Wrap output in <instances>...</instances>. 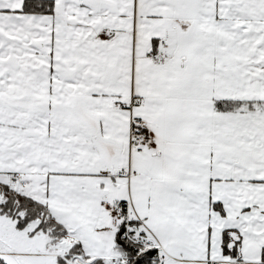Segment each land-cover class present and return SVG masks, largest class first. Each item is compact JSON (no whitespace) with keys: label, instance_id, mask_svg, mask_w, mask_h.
I'll return each instance as SVG.
<instances>
[{"label":"snow or ice","instance_id":"6c2138e0","mask_svg":"<svg viewBox=\"0 0 264 264\" xmlns=\"http://www.w3.org/2000/svg\"><path fill=\"white\" fill-rule=\"evenodd\" d=\"M0 264H264V0H0Z\"/></svg>","mask_w":264,"mask_h":264}]
</instances>
